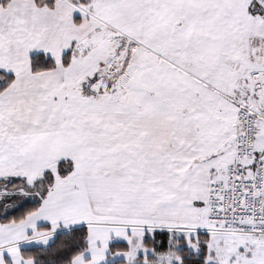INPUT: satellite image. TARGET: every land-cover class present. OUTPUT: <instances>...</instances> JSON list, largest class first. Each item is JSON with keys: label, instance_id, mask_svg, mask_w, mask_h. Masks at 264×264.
I'll use <instances>...</instances> for the list:
<instances>
[{"label": "snow or ice", "instance_id": "obj_1", "mask_svg": "<svg viewBox=\"0 0 264 264\" xmlns=\"http://www.w3.org/2000/svg\"><path fill=\"white\" fill-rule=\"evenodd\" d=\"M0 264H264V0H0Z\"/></svg>", "mask_w": 264, "mask_h": 264}]
</instances>
